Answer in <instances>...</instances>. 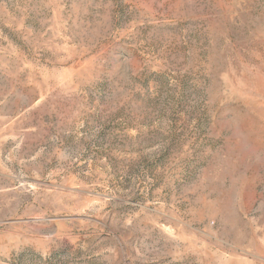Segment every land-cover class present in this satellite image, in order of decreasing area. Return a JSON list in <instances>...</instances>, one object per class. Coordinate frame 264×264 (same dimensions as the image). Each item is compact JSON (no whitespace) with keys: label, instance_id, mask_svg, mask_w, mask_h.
Segmentation results:
<instances>
[{"label":"rangeland","instance_id":"rangeland-1","mask_svg":"<svg viewBox=\"0 0 264 264\" xmlns=\"http://www.w3.org/2000/svg\"><path fill=\"white\" fill-rule=\"evenodd\" d=\"M0 264H264V0H0Z\"/></svg>","mask_w":264,"mask_h":264}]
</instances>
